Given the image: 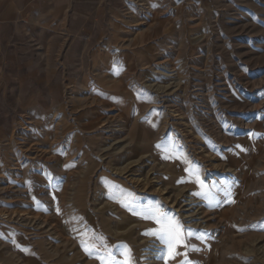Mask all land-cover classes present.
<instances>
[{
	"label": "rangeland",
	"instance_id": "obj_1",
	"mask_svg": "<svg viewBox=\"0 0 264 264\" xmlns=\"http://www.w3.org/2000/svg\"><path fill=\"white\" fill-rule=\"evenodd\" d=\"M58 17L0 21V264L125 245L165 264L129 196L195 233L167 264H264V0H73ZM184 169L205 216L154 192Z\"/></svg>",
	"mask_w": 264,
	"mask_h": 264
},
{
	"label": "snow or ice",
	"instance_id": "obj_2",
	"mask_svg": "<svg viewBox=\"0 0 264 264\" xmlns=\"http://www.w3.org/2000/svg\"><path fill=\"white\" fill-rule=\"evenodd\" d=\"M237 147H240L237 145ZM242 151L244 149H241ZM187 170V169H186ZM183 183L184 181H179ZM196 182L203 189V182L200 181L199 176L196 175ZM196 195H201V193H196ZM226 195H228L226 193ZM127 203L122 204L133 215L139 216L140 219L150 220L156 225V228L150 229L143 233V235L154 237L160 245L163 246V255L161 259L165 260L167 264L168 260H174L179 253L177 252L178 247L190 248L191 246L187 243L195 233L191 229H185L183 225L178 221L174 216H169L164 212L159 206H147L140 210H137L135 205V200L133 197H126ZM243 231V229H239ZM124 251L120 252V255L124 257L123 260H117L111 254H109L106 261H102V264H132L130 250L127 249V246H122ZM88 251V249H85ZM194 250V249H193ZM183 264H188L187 259L185 258Z\"/></svg>",
	"mask_w": 264,
	"mask_h": 264
},
{
	"label": "crops",
	"instance_id": "obj_3",
	"mask_svg": "<svg viewBox=\"0 0 264 264\" xmlns=\"http://www.w3.org/2000/svg\"><path fill=\"white\" fill-rule=\"evenodd\" d=\"M73 0H0V21L3 24L21 25L58 19L72 6Z\"/></svg>",
	"mask_w": 264,
	"mask_h": 264
},
{
	"label": "bare ground",
	"instance_id": "obj_4",
	"mask_svg": "<svg viewBox=\"0 0 264 264\" xmlns=\"http://www.w3.org/2000/svg\"><path fill=\"white\" fill-rule=\"evenodd\" d=\"M164 87V86H163ZM161 88V87H160ZM166 89V87L164 88ZM168 89V88H167ZM136 164V163H135ZM225 164V163H224ZM222 166V165H221ZM126 167V166H125ZM128 167V166H127ZM131 167V166H130ZM129 167V168H130ZM219 167V166H218ZM231 169L229 167H226V166H223V169ZM128 168H125L121 171V173H124ZM129 170V169H128ZM232 170V169H231ZM129 172V171H128ZM116 173H120V172H116ZM175 172L174 171H168V174L170 175V177L172 176V174H174ZM179 176L175 178L174 181H176L174 184H173V187L176 188V190L178 191L177 194L175 193V195H172L170 196L169 194V190H170V187L169 185H165V186H161V187H158L156 190H154V192L157 194H162L164 200L167 202V204H172L173 205H179L177 201H179L178 199L181 198V197H184L185 195H188V194H192V196L194 197V200H196L197 202L195 204H199L201 205V208L200 210L202 211L201 215H204L206 214V208L205 206H203L201 203L204 201V198H205V195H203V193H201V190H203L199 184L196 182V178L195 179H192V178H189L188 177V173L186 172V170H182L181 173H178ZM123 175V174H122ZM172 178V177H171ZM147 180L146 178L144 179H141V180H138V181H132L133 184L136 186V187H139L143 190H146L149 186L147 185ZM184 181L183 183L179 182V181ZM150 181V180H149ZM149 184V183H148ZM152 184V183H151ZM172 191V190H171ZM190 191V192H189ZM141 192V191H140ZM201 193V195H196V193ZM191 196V197H192ZM162 199V198H161ZM191 204V203H190ZM189 205V204H188ZM198 207V206H197ZM190 210V209H189ZM194 210V209H193ZM187 213V212H186ZM184 214V213H183ZM184 216V215H183ZM188 217V216H187ZM191 217V216H190ZM263 252V255H264V250L262 251Z\"/></svg>",
	"mask_w": 264,
	"mask_h": 264
}]
</instances>
